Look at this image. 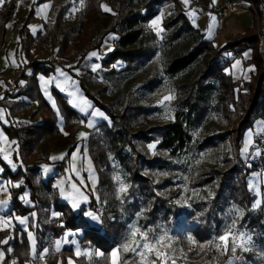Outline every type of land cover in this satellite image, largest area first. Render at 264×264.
<instances>
[{
	"label": "trees",
	"instance_id": "obj_1",
	"mask_svg": "<svg viewBox=\"0 0 264 264\" xmlns=\"http://www.w3.org/2000/svg\"><path fill=\"white\" fill-rule=\"evenodd\" d=\"M43 1L49 0L40 2ZM99 1L89 0L85 8L72 19L66 17V7H61L35 35L28 27L29 19L20 25L18 49L23 59L25 54L27 61L21 63L15 71V84L4 91L0 106H6L11 114H15L14 108L11 107L13 103L19 104L14 101L15 98L27 96L38 102L36 113L41 112L45 118L41 123H27L18 127L11 124L5 127L8 137L18 143V151L14 157L21 160L18 170L13 173L0 159L3 166L0 177L10 182L9 212L25 216L36 210L40 216L41 210L47 208L49 218L50 210L60 213L59 217L50 220L47 227L53 237L56 240L62 239L67 232L75 231L79 244L101 250L108 264L110 251L129 239L126 225L121 220L119 202L116 200V187L111 178L107 158L108 150L118 158L126 172L127 180L137 185L132 192L138 194L143 200L142 203L148 205L150 215L156 218L162 210L164 217L168 218L177 211V206L169 203L171 195L158 194V182L153 185V180L141 175L145 165H148L151 171L156 167L166 168L167 159L156 154L148 161L136 150L133 143L136 136L145 141L160 140L159 151L171 156L187 149L193 153L208 149L224 154L222 166L208 162L203 164L193 181L194 186L211 187L214 194L206 200L193 201L195 208L189 213V217H198L194 216L196 211H201L202 214L198 218L199 222L191 228L194 243L196 242L193 246L195 249L190 252L191 256L195 257L199 248L207 246L213 235L219 236L223 233V220L217 212V207L223 205L220 202L222 198H233L243 209L240 224L247 225L254 233H264V204L255 210L252 209L254 195L250 188L251 178L264 167V158L255 163L250 151L245 155L246 159L242 157L246 132L255 127L258 119L264 120V45L260 42L259 29L264 0H248L252 2L255 10L253 26L242 34L228 37L227 43L220 48H217L213 41L206 40L204 34L192 26L178 0H110L116 16L97 9L96 3ZM166 6H170L171 15L166 16L163 21L165 34L163 39L159 40L149 23ZM139 7H143L144 11H138ZM16 8L17 0H4V4L0 6V48L5 47L7 24L13 19ZM97 28L104 32L100 39L90 45L89 35ZM110 33H119L120 37L115 48L109 51L102 61L108 83L99 86L101 82L92 70H86V74L80 77L85 95L111 120V123L101 121L97 125L98 128L90 134L87 143L89 156L98 173L100 196V202H97L95 195L89 193L90 209L96 211L99 206L104 209L102 225L95 227L85 218V206L75 212L68 203L60 201L58 197L55 196L53 203L49 198L54 178L43 180L41 163H58L59 170H65L67 156L62 160L51 161L50 154L63 148H68V152L76 148L75 136L81 127L82 116L54 90L61 106L60 121L43 97L37 75H49L57 66L73 73V69L80 68L90 52L101 48L104 38ZM183 43L187 44L186 47H183ZM37 47L44 48L49 57L38 59L33 53ZM78 49L82 50L81 53ZM249 49L252 50V57L247 63L254 65L256 69L251 77L243 79L233 72L226 73L225 69L231 66L233 59L224 53L232 51L237 57ZM70 58H76V62L67 65L65 60ZM158 58L162 61L164 74L173 80L176 88L174 120L163 126L155 125L149 119L146 108L133 104L130 99L124 108L118 111L110 109L105 100L96 96L95 92L102 94L108 91L111 85L116 89V93L120 94L123 78L141 69L151 71L152 78L147 82L151 87L155 86L157 80L162 78L159 75ZM197 61L200 66L192 77L189 70ZM117 62L126 66L117 70L112 67ZM59 124L64 126L65 131H61ZM229 125H232L231 131L228 130ZM134 131H137V135L133 134ZM198 131L199 137L194 139L193 133ZM229 139L235 149L231 156L225 151V144ZM256 142L257 140L254 144ZM229 163L232 166L224 171V166ZM170 180L165 178L164 182ZM16 182L19 187L12 186ZM26 189H30V198L35 205H27L20 199ZM135 206L140 207V201H137ZM29 218L32 228L33 217L30 215ZM35 232L39 240L37 231ZM5 239L8 243L0 244V250L6 251L7 264L9 261L15 264L30 261L33 255L27 231L19 226L13 231L0 228V241ZM46 244L39 247L38 253H42ZM73 244L63 246L61 243L62 257L56 256V264L59 259L63 264H68L69 259H73L75 264H88L83 256L75 254L76 245ZM9 247L12 248L11 251Z\"/></svg>",
	"mask_w": 264,
	"mask_h": 264
},
{
	"label": "rangeland",
	"instance_id": "obj_2",
	"mask_svg": "<svg viewBox=\"0 0 264 264\" xmlns=\"http://www.w3.org/2000/svg\"><path fill=\"white\" fill-rule=\"evenodd\" d=\"M40 1L41 0H17V8L13 20L10 22L11 24H7L12 25V30L13 28L15 29L11 32L9 39L5 40V44L8 41L7 48L3 52L0 51V70H5V73L3 74L4 77H8L12 73H14L21 63L27 61V57L25 56V54H23V59L18 49L20 25L25 24L26 21L29 19L30 22L28 23V27L32 26L29 27V29L34 35L37 34V32L43 28V19H45L47 15V8H44V5H46V3L44 2L47 1ZM88 1L89 0H56L54 1L55 7L53 8L51 6L49 10L51 12L50 18L54 17L61 7H66V17L68 19H72L74 16L80 13L82 9L85 8V6L88 4ZM101 5H107L110 9H112V12L103 11ZM96 6L97 9H100V11L104 13H111L112 15L116 16V12L113 10L110 0H100L98 3H96ZM137 10L144 11L143 7H139L137 8ZM162 10L167 11L164 12L167 17L171 15L170 6L163 7ZM33 11L34 13H32ZM152 22L153 21L151 20V22L149 23L150 28H152L157 33L159 40H162L165 34L164 26L162 25V27L159 26L154 28L151 26ZM32 28H35L36 31L33 32ZM160 29H163V31H159ZM16 30L18 34H14ZM103 32V30L101 31V29L98 28L94 30L91 33L92 35H89L88 40L90 42V45H93L95 41L100 39ZM119 37V33H110L109 35H107L106 38H104L103 40L101 48L90 52L89 55L83 61V63H81V67L78 69H73V73L62 66H57L55 71L49 75H37L39 89L43 97L50 104L52 110L55 112L57 118H59L60 121L62 119L61 106L59 105L58 97L55 93L56 91H58V93H60L64 97V100L69 104L72 109L76 110L82 116L81 127L77 130V133L79 134L76 133L77 139L79 140L82 139L80 137V133H85L86 137H89L90 134L98 128V126L93 128L91 127V130V128L88 127V121H92L94 126L104 120L111 123L110 117L103 110L98 107H95L93 101L85 95L80 84V77L86 74V70H92L101 82L99 86H101L102 83H108V80L104 75V72L106 70L102 67V61L106 54L115 48V44L117 45ZM186 45V43H183V47H186ZM77 51L81 53L82 50L78 49ZM93 52H96L97 56H91L90 54ZM33 53L37 56L38 59L43 57H49L47 51H45V49L42 47L35 48L33 50ZM75 59L76 58H70L66 59L65 61L67 65H70L76 62ZM157 62L159 67V75L162 78L161 80H157L155 86L151 87L147 82L149 78H152L151 71L147 69H141L138 72L129 73L123 78V84L121 87L120 94L116 93V89L113 87V85H111L110 89L102 94H97V92H95L96 96L100 100H105L106 105L110 109H116L118 111H121L124 108L128 99H130L133 104L142 105L146 108L149 119L154 122L155 125L163 126L169 121L174 120V114L176 111V105L174 104L176 88L174 87L173 80L164 74L161 59L158 58ZM95 65H99V68L94 71L93 68ZM125 66L126 64H123L121 62H117L112 65V67L117 70H120ZM199 66V61L195 62L193 66H191L189 72L192 73V77L195 76ZM61 70L66 74L67 77H70L69 80H66L65 76L60 75ZM14 77L15 75L11 77V81L9 84L10 87H13L15 84ZM44 81H51V83L45 86ZM73 81L75 82V85H73ZM54 90L56 91L54 92ZM71 92H77V95L74 97L70 95ZM15 93H17V90ZM169 95L173 96L174 99L170 101H164L162 103L164 97ZM14 101L19 103H13L11 105V107L14 108V113L18 112V114H16L17 121H22L26 124L41 123L42 121H44L45 117L43 116V114L41 112L36 113L39 107L37 101L31 100L27 96L17 97ZM85 102H87V104H91V108H86ZM20 103L23 104L20 105ZM53 104L55 105V107H53ZM77 104H79L80 107H77ZM81 107H85L86 111H81ZM97 110L103 112L104 116L99 117L91 115V113ZM23 111L24 113L22 114L21 112ZM261 122L264 123V120L258 119L256 124H259ZM262 126L263 127L260 130L253 131L251 129L245 134L244 145L242 148V157H245V155L249 153L250 149L254 147V143L257 140V137L255 136L256 132L263 131L264 124ZM61 128L63 129V131H65L64 126L60 124V129ZM228 130H232V125L228 126ZM98 133H100V130H98ZM133 134L137 135V131H134ZM198 137L199 131L197 133H193L194 139ZM249 140H251V144H249ZM159 141L160 140L157 139L145 141L136 136H134L133 139V143L136 147L137 152L140 153L143 157H145L148 161L152 160V158H154L156 154L161 155L160 157H163V159H167L168 161V166L164 169L156 167L154 171H151L148 165H145V169L141 171L142 176L153 180V185H156L158 182V187L156 189V192H158V194L171 195L170 197L172 198L169 200V203L176 205L177 211L176 214H171L168 218L164 217V213L162 212V210L158 213L156 218H154L148 213V205L146 203H142L143 200L140 198V196H138V194H133L132 192L133 189L137 187V185H134L132 182L127 180L126 172L122 165H120V162L116 155L110 150L107 151L111 178L116 187V200L117 202H119L118 206L121 213V220L124 221L126 225V233L129 237V239L125 241L122 245L116 246L110 251L108 257V264H112V253L118 248L121 249V251L118 253L119 264H152L153 260L156 261V264H172L173 261H175V264H192L194 262L195 264H264V233H254L253 230L250 229L247 225L240 224V220L243 215V209L236 203L233 198H222L220 202L223 205L217 207L218 215L223 220V233L221 235L225 234V232L229 230H231V234L233 236H238L241 233L245 234L246 238H251L250 242H247L245 244V247H247L248 250L244 251L240 247H237L235 251H232L231 241H229L228 249L225 250L223 242L219 240V237L221 235H213L212 240L209 242V244L207 246H202L201 248H199L198 252L195 254V257L190 255L192 249H195V247L193 246L196 245V242L194 243L193 240L194 237L193 233L191 232V228L199 222L198 218L202 214L201 211H196L194 216L198 217H189V213L195 208L193 201L199 199L206 200L208 197H213L214 194V190L211 187H197L194 186L193 181L198 175L199 169L201 166H203V164L208 162L210 164L222 166L224 164V154L218 151H211L208 149L203 151L197 150L193 153L187 149L182 151L181 153H177L175 156H171L168 153L164 154L163 152L159 151ZM82 143L83 142H80V144ZM153 144L155 145L154 149L149 147ZM245 146H248L249 148V151L247 153L243 151ZM83 149L85 148L82 147L81 149V147H76L71 152H68V150H59V152H54L53 154H50V160L54 161L53 159H51L52 156L59 157L61 155H64V158L65 156H67L68 172H71L74 177H76L77 174L80 173V171L82 172V170L83 172H85V170L88 171L90 169H93V166L90 163L92 159L89 160L91 157H89L88 150L83 151ZM225 151L229 152L230 156L235 151L234 145L233 143H231L230 139L225 144ZM73 156H75V159H73ZM145 158H141V160ZM55 164L56 166H58V163L50 162L45 167H49L51 165L53 166ZM249 164L252 165L250 160ZM231 166V163L224 166V171L229 169ZM254 176L256 177V182L253 184L250 181V188L254 195V205L252 207L253 210L257 209L261 204H264V167L261 172L255 173L253 175V178H255ZM117 177H119V180H117ZM46 178L49 177H47L46 175ZM165 178H170V182H164ZM93 181L94 180H92V182ZM92 182L90 184L89 180H86L85 177L81 181V183H84L85 185L84 188L86 192H92L95 195L96 201L100 202V196L98 192L99 180L97 178L95 182ZM14 184L17 185L18 182ZM121 186H127V190L125 192H121ZM171 192L173 194H169ZM25 196L28 197L31 201L30 189H26L24 193L21 194L20 199L21 197ZM55 196L58 197V194L54 188V185L52 184V192H50L49 194V198L52 203L54 202ZM137 201H140V207L135 206ZM257 202H259V204H257ZM90 203L89 205H82L86 207V213L90 209ZM31 204L35 205L33 201H31ZM90 210L94 211L93 209ZM96 211L94 212H96L102 220V215L104 213L103 207L99 206ZM34 212H36L37 220L34 222L32 220V224L35 227V230L37 231L39 240H37V238L35 239L36 236H34L33 233L32 235L35 239V249L37 252H39L38 250L40 246H43L45 243H48L52 238H55L53 237L51 230H49L47 227L53 217H59L61 214L56 211L50 210L51 217L49 218L47 217V213H49L47 208H43L41 210L40 216L38 215V212L36 210H34ZM27 230L32 232L30 225H28ZM133 231L137 232L135 243H133L132 238ZM143 233H147L148 241L153 242L155 244V251L153 253L149 254L145 252V256L142 258L141 256L137 255L132 251L123 250L122 246L124 244H129L130 247H134L136 243L142 245L145 242L141 237V234ZM75 235V231H70L67 232L65 236L62 237V239L58 238L60 241L59 252L61 250V243L63 246L71 245L72 243H74L73 245H76L75 254L77 255V250H79V252L81 253L80 256H83L85 261L88 262V264H107L105 256L101 250H96L93 246L90 245L88 247L81 246L78 242V237ZM70 236H72V238H70ZM161 237H163L162 240ZM237 243H239V241ZM30 245L32 253L31 240ZM9 249L12 250L11 247H9ZM238 249H240L239 253ZM0 251L4 252L5 254V257L3 261H0V264H7L6 251L4 249H1ZM140 251L145 250L141 247L137 249V252ZM157 252L166 253V255L161 256L160 259H157ZM55 253L56 252L52 249V246H50L49 251L47 250L46 252H42L43 259L40 264H56V256L59 255L60 258L62 256L60 253ZM33 258L35 257L31 256L30 261H27L25 264H33ZM71 260L73 261V259ZM61 262L62 261L59 259L57 264H61ZM9 264H13V262L9 261ZM73 264H75L74 261Z\"/></svg>",
	"mask_w": 264,
	"mask_h": 264
},
{
	"label": "crops",
	"instance_id": "obj_3",
	"mask_svg": "<svg viewBox=\"0 0 264 264\" xmlns=\"http://www.w3.org/2000/svg\"><path fill=\"white\" fill-rule=\"evenodd\" d=\"M178 1L181 5L183 11L185 12V14L188 16L189 20L191 21L192 26L195 29H198L201 33H203L206 40L213 41L217 48H220L223 45H225L227 43L228 37L244 33L245 30L247 28L253 26V24L255 22L254 6L252 5V2L248 1V0H214V2H213V0H189V2L187 4L184 3V0H178ZM227 1H234L235 3L250 2L251 3V9L245 10V12L240 14V15H237V14L222 15L221 12L219 11V8L222 4H224ZM44 3L48 4L49 7L47 8V12H46L47 15H46L45 19H43V25H44V23H46L49 20V18L51 16V12L49 10H50L51 6L53 7L54 0H49V1L44 2ZM263 8H264V6H262V9ZM164 12H167V11L162 10L157 16H155L152 19V21H154L156 19L158 21H160V23L156 27H159V26L162 27V25H163L162 23L165 19V16H167V15H165ZM193 13H194V15H193ZM213 16L216 18L214 26H213V21H212ZM210 28H211V36H209V29ZM14 29L15 28H13V30ZM13 30L11 29V27L7 28L5 40L9 39L10 34ZM14 34H18L17 30L14 32ZM7 44H8V41L5 44L6 47L0 48L1 52H3L7 48ZM224 54L226 56H229L230 59H233L231 66H229L228 68L225 69L226 73H232L233 72L235 75L245 79V76L250 78L252 73L255 72L256 69H255L254 65L247 63V61L252 57V50L251 49L243 52L241 55H239L237 57L232 51L225 52ZM237 61H240V63L237 64L236 63ZM249 69H254V71H249ZM4 73H5V70H0V97H2L4 95V91L6 89L10 88L9 84L11 81V77L14 75L15 72L12 73L11 75H9L8 77H4L3 76ZM0 110H2L3 116H4V119L0 120V148L4 149L3 152H0V159H2V161L4 163H6L7 166L11 169V171L13 173H15L21 164V160L20 159L16 160L14 157L15 153L18 151V143L15 139H10L8 137V135L5 131V127L8 125H11V124L18 127L21 125H25L26 123L16 120V117H17L16 114H18V112L15 114H11V111H9V108H7L6 106H0ZM5 120L7 121L6 123L4 122ZM262 123L263 122H261L259 124L257 123L252 130L255 131V130L262 129V127H263L262 125L264 124V123L263 124ZM97 125H95L93 127H96ZM59 126H60V124H59ZM92 128H91V130H92ZM249 130H251V129H249ZM77 134H79V133H77ZM5 137H6V140L4 139ZM78 137H79V135H78ZM88 138L89 137H85V138H82L79 140V139H77V135H76L75 136V143H77L76 147H81V149H82V147L85 148V149H83V151L88 150L87 149ZM13 142H15V143H13ZM80 142H83V143L80 144ZM59 150L67 151L68 148H63V149H59ZM59 150H55L51 154H53L54 152H59ZM5 153L9 154V159L12 160L13 164L15 165V169H13L12 165H10L8 163V161L4 159ZM89 160H91V158ZM90 163L92 164L93 169H90L88 171L85 170V172H83V170H82V172L80 171V173L77 174L76 177H74V175L71 172H68V167H66L65 170L61 171V170H59L58 166H56V164H55L53 166L51 165V166L47 167L48 170L45 171V166L48 163H41V174H42L43 180L47 179L46 175L49 178L50 177L54 178L53 185H54L55 190L57 191L58 198L60 201L66 202L72 207L71 199L65 198V195H62L60 192L58 185L60 184L61 181L64 182L63 187L65 190V194L72 193L74 197H76L77 199L80 200L79 208L74 209L72 207L75 212H78L82 205H89L90 200H91L89 193H87L85 188H84V186H85L84 183H86V182L81 183V181L85 177V179L86 180L88 179L90 184H91L92 180L96 181L98 178V176H97L98 174L96 172V169L94 168L92 161H90ZM0 169H2V171H3V166L1 165V163H0ZM2 171H0V173ZM92 176H93V179H92ZM250 181H251V183L254 184L256 182V177L255 178L252 177ZM73 184L76 185V189H79L80 193H82L84 196L87 197V201H84L82 198H80V196L76 192V190L73 189V187H72ZM5 186H7V191L6 192L0 191V200H7L8 203L5 206H0V218H3V220H7V221L11 220L12 223H11V221L9 224H3L2 222H0V228L1 229L8 228L11 231H13L17 226H19V227L23 228L24 231H27V233L31 232V231L27 230V227L30 223L29 217L31 215L33 217V222L36 221L37 220L36 212L33 211L31 214L23 216V217H28L29 219H28V224L26 227L21 226L18 223V221L15 219L16 217H20V216L15 214V213L9 212V210L11 208L10 182L5 178L0 177V188H3ZM26 199L29 200L28 197H26ZM25 204L31 205V206L33 205V204H31V201H30V203H25ZM33 213H35V216L32 215ZM88 213H92L93 216H98L99 221H94L88 215ZM86 218L89 220L90 224L95 226V227H99L102 225L101 217L96 212H94L90 209L86 213ZM31 229H32L31 233H33L34 236H36L35 227L33 226V224H32ZM36 238H37V236L35 237V239ZM36 244H37V240H36ZM45 250L49 251V249L44 248L42 252H44ZM37 253L38 252L36 251V254Z\"/></svg>",
	"mask_w": 264,
	"mask_h": 264
},
{
	"label": "snow or ice",
	"instance_id": "obj_4",
	"mask_svg": "<svg viewBox=\"0 0 264 264\" xmlns=\"http://www.w3.org/2000/svg\"><path fill=\"white\" fill-rule=\"evenodd\" d=\"M188 2H189V0H184V3H185V4H187ZM213 2H214V0H213ZM3 3H4V0H0V6H2ZM48 7H49V5H47V4L44 5V8H45V9L48 8ZM101 8H102V10L105 11V12H112V9H110L107 5H101ZM74 10H77V9H74ZM113 14H115V13H113ZM193 15H194V13H193ZM215 20H216V18L213 16V17H212L213 26H214V24H215ZM159 23H160V21H158V20H154V21L152 22V25H151V26H152V27H156ZM11 26H12V25H10V24L7 25V27H11ZM29 27H32V26H29ZM32 30H33V32L36 31L35 28H32ZM159 31H163V29H160ZM209 36H211V28L209 29ZM90 55H91V56H97V53H96V52H93V53H91ZM236 63L239 64L240 61H237ZM97 68H99V65H95L94 68H93V70L95 71ZM249 71H254V69H249ZM60 75H61V76H65V79H66V80H69V79H70V77H67L66 74H65L62 70L60 71ZM247 78H248V77L245 76V79H247ZM49 83H51V81H44L45 86H46L47 84H49ZM72 83H73V85H75V82H74V81H73ZM77 91H78V90H77ZM45 94H47V93H45ZM70 95H72V96L75 97V96L77 95V92H71ZM0 99H3V97H0ZM172 99H174V97L171 96V95H169V96H165V97H164V100L162 101V103H163L164 101H170V100H172ZM85 104H86V108H91V104H87V102H85ZM76 106H77V107H80L79 104H77ZM53 107H55L54 104H53ZM86 108H85V107H81V111H86ZM91 115H93V116L103 117V116H104V113H103V112H100V111L97 110V111H94L93 113H91ZM105 118H106V117H105ZM3 119H4L3 112H2V110H0V120H3ZM4 122L6 123L7 121L5 120ZM93 126H94V125H93V122H92V121H88V127L91 128V127H93ZM61 131H63L62 128H61ZM64 134L67 135V133H64ZM80 137H81V138H85V137H86V134H85V133H80ZM4 139L6 140V137H5ZM13 143H15V142H13ZM249 144H251V140H249ZM149 147L152 148V149H154V148H155V145L153 144V145H150ZM3 151H4V149L0 148V152H3ZM243 151H244L245 153H247V152L249 151L248 146H245V148H244ZM257 155H259V153H257ZM63 158H64V155H61V156H59V157H57V156H52V157H51V159H53V160H56V159H63ZM4 159L7 160L8 163H9L10 165H12L13 169H15V165L13 164L12 160L9 159V154H8V153H5V155H4ZM73 159H75V156H73ZM47 170H48L47 167H45V171H47ZM0 171H2V169H0ZM117 180H119V177H117ZM94 182H95V181H94ZM63 183H64V182L61 181L60 184L58 185L61 194H62V195H65V198L71 199L72 207H73L74 209H75V208H79V206H80V200L77 199L76 197H74L72 193H67V194H65V190H64V187H63ZM12 186H13V187H19V185H12ZM72 187H73V189H75L76 192L79 194L80 198H82L84 201H87V197L84 196L82 193H80V192H79V189H76V185H75V184H73ZM120 190H121V192H125V191L127 190V186H121V189H120ZM0 191H5V192H6V191H7V186H5V187H3V188H0ZM21 199L24 200L25 203H30V201L26 199V196H25V197H21ZM7 203H8L7 200H0V206H5V205H7ZM257 204H259V202H257ZM32 215L35 216V213H33ZM54 215H55V214H54ZM88 215H89L94 221H99V217H98V216H93L92 213H88ZM15 219L18 221V223H19L21 226L26 227L27 224H28V219H29V218H28V217H16ZM0 222H2L3 224H9V223H10V221L3 220V218H0ZM233 227H234V225H233ZM22 230H23V228H22ZM136 236H137V232H136V231H133V232H132L133 243H135ZM28 237H29V239L32 241V254H33V256L35 257V256L37 255V254H36V249H35V239H34V237H33V235H32L31 232H28ZM141 237H142V239L145 241L142 245L139 244V243H136L134 247H130L129 244H124V245L122 246V247H123V250H124V251H132V252L136 253L137 255L141 256L142 258L145 256V252H147V253H149V254L153 253V252L155 251V244H154L153 242H149V241H148L147 233H143V234H141ZM162 239H163V237H161V240H162ZM250 239H251L250 237H247V238H246V237H245V234H243V233L239 234L238 236H233V235L231 234V230L225 232V234H223V235H221V236L219 237V240L222 241L223 244H224L225 250L228 249V247H229V241H231V250H232V251H235L237 247H240V248L243 249L244 251H247L248 248L245 247V244H246L247 242H250ZM238 241H239V243H237ZM7 243H8V240H7V239H5V240H3V241H0V244H7ZM156 243H158V242H156ZM141 247H142L145 251L137 252V249H138V248H141ZM59 249H60V241H57V242H56V250L59 251ZM9 251H11V249H9ZM46 251H47V250H45V252H46ZM120 251H121V249H119V248L113 251V253H112V258H113V259H112V264H119L118 253H119ZM80 254H81V253L79 252V250H77V255H80ZM85 255H87V254H85ZM165 255H166V253L157 252V253H156V258H157V259H160L161 256H165ZM4 257H5L4 252L0 251V261H3ZM40 258L42 259V257H40ZM13 264H15V262H13ZM61 264H63V262H61ZM68 264H73V261H72L71 259H69V260H68ZM152 264H156V261L153 260V261H152ZM172 264H175V261H173Z\"/></svg>",
	"mask_w": 264,
	"mask_h": 264
},
{
	"label": "built area",
	"instance_id": "obj_5",
	"mask_svg": "<svg viewBox=\"0 0 264 264\" xmlns=\"http://www.w3.org/2000/svg\"><path fill=\"white\" fill-rule=\"evenodd\" d=\"M251 9V3L250 2H242V3H235L234 1H227L224 4H222L219 8V11L222 15H229V14H237L240 15L245 12V10ZM259 29L261 30V37L260 42L262 45H264V8L262 9V20L261 24L259 26ZM257 142L254 145L252 149H250V155L255 163H259L261 161V158H264V130L260 132H256ZM259 153V155H257ZM263 170V168L261 169ZM56 238H52L46 245L45 248L49 249L50 246H52V249L57 253H60L56 250ZM53 243V244H52ZM42 253H38L33 261V264H40L42 259Z\"/></svg>",
	"mask_w": 264,
	"mask_h": 264
}]
</instances>
